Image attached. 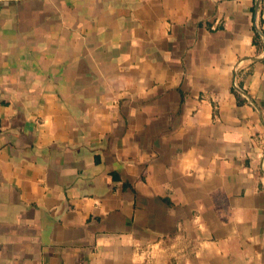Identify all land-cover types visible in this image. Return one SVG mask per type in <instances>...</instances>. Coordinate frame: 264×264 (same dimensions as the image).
Instances as JSON below:
<instances>
[{
	"label": "crops",
	"instance_id": "1",
	"mask_svg": "<svg viewBox=\"0 0 264 264\" xmlns=\"http://www.w3.org/2000/svg\"><path fill=\"white\" fill-rule=\"evenodd\" d=\"M256 1L0 0V264H264Z\"/></svg>",
	"mask_w": 264,
	"mask_h": 264
},
{
	"label": "water",
	"instance_id": "2",
	"mask_svg": "<svg viewBox=\"0 0 264 264\" xmlns=\"http://www.w3.org/2000/svg\"><path fill=\"white\" fill-rule=\"evenodd\" d=\"M258 3H259V0L256 1V5H255L256 7L258 6Z\"/></svg>",
	"mask_w": 264,
	"mask_h": 264
},
{
	"label": "trees",
	"instance_id": "3",
	"mask_svg": "<svg viewBox=\"0 0 264 264\" xmlns=\"http://www.w3.org/2000/svg\"><path fill=\"white\" fill-rule=\"evenodd\" d=\"M256 36H257V34H256Z\"/></svg>",
	"mask_w": 264,
	"mask_h": 264
}]
</instances>
